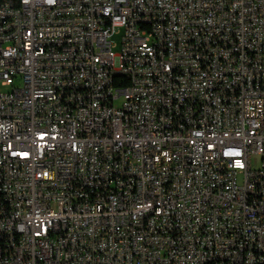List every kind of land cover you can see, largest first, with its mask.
<instances>
[{
  "label": "built area",
  "instance_id": "1",
  "mask_svg": "<svg viewBox=\"0 0 264 264\" xmlns=\"http://www.w3.org/2000/svg\"><path fill=\"white\" fill-rule=\"evenodd\" d=\"M198 262H264V0H0V264Z\"/></svg>",
  "mask_w": 264,
  "mask_h": 264
},
{
  "label": "bare ground",
  "instance_id": "2",
  "mask_svg": "<svg viewBox=\"0 0 264 264\" xmlns=\"http://www.w3.org/2000/svg\"><path fill=\"white\" fill-rule=\"evenodd\" d=\"M140 25H147V18H140ZM197 264H209V262H198ZM236 264H264V262H237Z\"/></svg>",
  "mask_w": 264,
  "mask_h": 264
},
{
  "label": "rangeland",
  "instance_id": "3",
  "mask_svg": "<svg viewBox=\"0 0 264 264\" xmlns=\"http://www.w3.org/2000/svg\"><path fill=\"white\" fill-rule=\"evenodd\" d=\"M113 40L116 42L117 46L115 45V47H113V50L114 51H117L118 50V47H119V44H120V36L119 35H115L113 37Z\"/></svg>",
  "mask_w": 264,
  "mask_h": 264
}]
</instances>
